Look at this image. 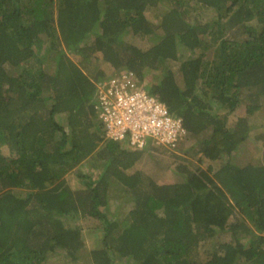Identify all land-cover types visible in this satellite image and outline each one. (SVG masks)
<instances>
[{
	"label": "trees",
	"instance_id": "trees-1",
	"mask_svg": "<svg viewBox=\"0 0 264 264\" xmlns=\"http://www.w3.org/2000/svg\"><path fill=\"white\" fill-rule=\"evenodd\" d=\"M161 1L171 7L153 22L145 10ZM199 8L215 18L202 22ZM128 30L161 34L142 49L125 42ZM180 49L200 53L177 74L168 62ZM98 60L132 70L182 119L191 156L201 155L172 151L185 137L167 147L176 180L127 171L151 140L131 148L105 137L93 98L109 75ZM160 69L146 83L145 72ZM242 98L245 115L228 125ZM263 107L264 0H0V264H47L56 249L64 264H264V164L230 160ZM89 159L99 162L96 178L82 168ZM112 180L132 195L120 221L106 215ZM66 214L99 218L100 246L88 249L81 229L56 217Z\"/></svg>",
	"mask_w": 264,
	"mask_h": 264
},
{
	"label": "rangeland",
	"instance_id": "rangeland-1",
	"mask_svg": "<svg viewBox=\"0 0 264 264\" xmlns=\"http://www.w3.org/2000/svg\"><path fill=\"white\" fill-rule=\"evenodd\" d=\"M171 7V3L169 1H161L155 6H149L145 10V15L153 22H158L161 15H163L169 8ZM198 13H200V19L202 22L211 21L213 18H215L216 13L212 8H203L198 9ZM161 34L160 30H157L156 36L159 37ZM155 34L151 36H145L140 37L138 35H133L130 30H128L124 35L123 39L125 42L134 44L139 46L142 49H146L152 43L155 41L154 38L156 37ZM93 35L89 36L87 41H91L93 39ZM46 49V48H45ZM44 49V50H45ZM43 50V51H44ZM200 53V50L196 51H189L187 49H180L179 52V59L175 61H169L168 65L178 74V68L179 63L184 59L192 55H198ZM209 56L214 55V50L207 52ZM44 54H46V51H44ZM54 52L50 53L46 61L45 68L49 70L50 72H53L54 70V60L52 59V55ZM70 57L74 61H78L81 59L80 55H74L70 54ZM94 58L90 60L91 63H94ZM97 63L99 64V68L102 69L106 75H111L115 73L117 70H115L112 66H109L106 62L103 60H98ZM145 80L146 83L153 82L156 79L157 75H162L161 69L160 70H150L145 72ZM245 102L242 98L241 104L238 105V107L233 111L232 114L227 115L230 119L229 124L231 125L238 117L245 115ZM213 109L214 112L217 115H223L225 114L227 110V106L225 105H218L213 103ZM94 118L98 124H101V120H99L97 113L95 112ZM63 119V118H62ZM249 126L250 131L249 135L246 137V139L240 143V145L237 147L236 150L232 152V155L230 156L231 162L241 165L245 164L247 162H253V163H260L264 164V107L261 108L259 111L255 112L252 117L249 118ZM64 123V120H62ZM95 122V123H96ZM104 130V128L102 127ZM101 130V131H103ZM210 130L205 131V136L209 134ZM149 148L150 151H147L144 153L143 157H141L132 168L128 169V172H131L135 169L143 170L147 173L154 174V177L159 181L160 183H167L173 180H176L178 178V173L174 170V163L169 165L168 163L171 162V159L174 158L172 155L168 154L169 149L165 146L156 144L153 140L149 142ZM121 145H125L123 142H119ZM195 140L190 138H184L181 142L179 148L173 149L172 151L176 153L177 155H187L188 158L192 159L194 162L198 160L200 157V153H195L194 156H191L192 150H196L193 146L195 145ZM155 148V149H154ZM229 156H224L223 158H227ZM224 161V160H223ZM161 162V163H160ZM98 161H95L94 159H89L84 162L82 168L87 172L90 173L93 178L97 177V174L100 171V167L98 168L96 165H98ZM222 163L221 160H216L215 163H209L207 161H203L200 163L201 167L207 168L214 167L215 164L219 165ZM168 164V165H167ZM68 176V182L71 186L75 187L80 185V181L78 178H73L71 173L67 174ZM113 179V178H112ZM109 198H108V207L106 210V215L108 216L109 220H117L120 221L124 215L126 214L127 210L130 208L132 203V195L129 191L126 190V187L123 186L120 182H116L112 180L109 186ZM60 218L63 223L68 227L73 228H80L82 232V236L85 242V246L88 249L99 247L100 246V233L99 228L101 226V221L99 218L91 216V215H59L56 216ZM220 236H227V234L220 232L216 234V238H219ZM226 238V237H225ZM246 242V241H245ZM201 250V249H200ZM202 251V250H201ZM64 251L61 249H56L55 252L51 253L48 257L47 264H64L66 261V258L64 256ZM201 259L204 257L203 253H200Z\"/></svg>",
	"mask_w": 264,
	"mask_h": 264
},
{
	"label": "built area",
	"instance_id": "built-area-1",
	"mask_svg": "<svg viewBox=\"0 0 264 264\" xmlns=\"http://www.w3.org/2000/svg\"><path fill=\"white\" fill-rule=\"evenodd\" d=\"M93 107L105 137L131 148H143L149 140L174 148L186 135L182 119L171 115L127 68L97 83Z\"/></svg>",
	"mask_w": 264,
	"mask_h": 264
}]
</instances>
